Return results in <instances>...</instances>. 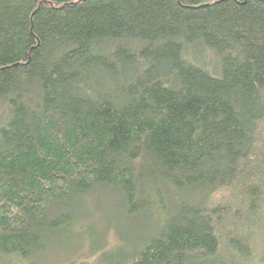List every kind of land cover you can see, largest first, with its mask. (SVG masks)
<instances>
[{
	"label": "trees",
	"instance_id": "obj_1",
	"mask_svg": "<svg viewBox=\"0 0 264 264\" xmlns=\"http://www.w3.org/2000/svg\"><path fill=\"white\" fill-rule=\"evenodd\" d=\"M106 187L160 217L116 264L264 257V0H0V264Z\"/></svg>",
	"mask_w": 264,
	"mask_h": 264
},
{
	"label": "rangeland",
	"instance_id": "obj_2",
	"mask_svg": "<svg viewBox=\"0 0 264 264\" xmlns=\"http://www.w3.org/2000/svg\"><path fill=\"white\" fill-rule=\"evenodd\" d=\"M120 196L115 188H98L73 203L59 205L62 211L74 215L75 225L48 233L45 250L23 264H116L135 253L158 231L160 217L126 214ZM59 206L54 207V212ZM261 234L259 248L263 253L264 231ZM256 264H264V257Z\"/></svg>",
	"mask_w": 264,
	"mask_h": 264
}]
</instances>
